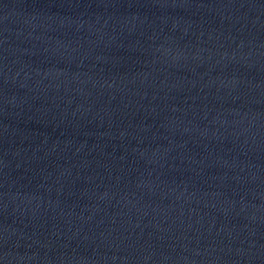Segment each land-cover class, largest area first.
<instances>
[{
	"label": "water",
	"instance_id": "95a60500",
	"mask_svg": "<svg viewBox=\"0 0 264 264\" xmlns=\"http://www.w3.org/2000/svg\"><path fill=\"white\" fill-rule=\"evenodd\" d=\"M0 264H264V0H0Z\"/></svg>",
	"mask_w": 264,
	"mask_h": 264
}]
</instances>
